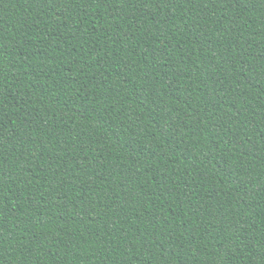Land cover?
Instances as JSON below:
<instances>
[{
    "label": "trees",
    "instance_id": "trees-1",
    "mask_svg": "<svg viewBox=\"0 0 264 264\" xmlns=\"http://www.w3.org/2000/svg\"><path fill=\"white\" fill-rule=\"evenodd\" d=\"M0 264H264V0H0Z\"/></svg>",
    "mask_w": 264,
    "mask_h": 264
}]
</instances>
